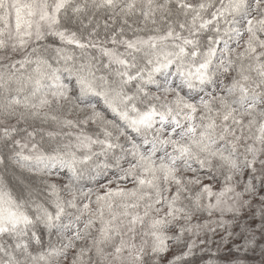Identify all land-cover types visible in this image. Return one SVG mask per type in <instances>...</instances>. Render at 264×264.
<instances>
[{
	"label": "snow or ice",
	"instance_id": "snow-or-ice-1",
	"mask_svg": "<svg viewBox=\"0 0 264 264\" xmlns=\"http://www.w3.org/2000/svg\"><path fill=\"white\" fill-rule=\"evenodd\" d=\"M0 264H264V0H0Z\"/></svg>",
	"mask_w": 264,
	"mask_h": 264
}]
</instances>
